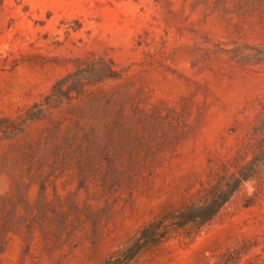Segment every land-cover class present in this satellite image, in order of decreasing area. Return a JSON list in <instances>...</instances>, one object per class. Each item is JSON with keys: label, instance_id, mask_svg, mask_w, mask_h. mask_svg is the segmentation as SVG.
I'll return each mask as SVG.
<instances>
[{"label": "rangeland", "instance_id": "1", "mask_svg": "<svg viewBox=\"0 0 264 264\" xmlns=\"http://www.w3.org/2000/svg\"><path fill=\"white\" fill-rule=\"evenodd\" d=\"M1 116L0 264H103L258 150L264 0H0ZM130 264H264V165Z\"/></svg>", "mask_w": 264, "mask_h": 264}, {"label": "trees", "instance_id": "2", "mask_svg": "<svg viewBox=\"0 0 264 264\" xmlns=\"http://www.w3.org/2000/svg\"><path fill=\"white\" fill-rule=\"evenodd\" d=\"M110 62L114 63L111 59ZM80 73L81 69H78L69 77ZM63 80L64 78L57 82L52 94ZM73 85L69 88H75ZM33 117L27 116L17 121L9 116H1L0 138L3 133L19 130L28 118ZM254 130L256 133L264 132V118L254 127ZM263 165L264 138L260 140L258 150L254 151L252 157L236 172L231 173L227 178L222 176L216 183L211 184L199 200L187 204L182 209L170 211L147 224L123 248L112 253L103 264H130L143 249L160 244L174 233H183L186 236L197 233L209 225L227 207L245 182L259 175Z\"/></svg>", "mask_w": 264, "mask_h": 264}]
</instances>
